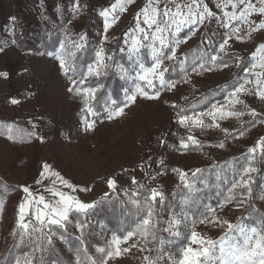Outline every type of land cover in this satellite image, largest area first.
<instances>
[{
	"label": "rangeland",
	"instance_id": "rangeland-1",
	"mask_svg": "<svg viewBox=\"0 0 264 264\" xmlns=\"http://www.w3.org/2000/svg\"><path fill=\"white\" fill-rule=\"evenodd\" d=\"M182 2L190 3L191 0H182ZM203 2L214 13L212 19H215L217 30L227 38L228 30L221 27L215 18L223 16L221 9L217 7L219 0H203ZM115 3L116 0H41L38 4H32L29 0H0V183L3 187L14 191L7 193L0 188V201L3 203L0 214L7 205L6 207L14 215L15 229L19 200L27 195L22 189L28 187L31 191V188L37 187L35 178L43 170L44 163L50 166L52 172L59 175L56 177L45 173V185L41 189L35 187L37 192L48 189L51 183L50 189L63 192L83 203L96 204L110 192L116 191L126 197L127 189L133 179L137 181L148 178L151 190L156 189L163 194L166 187L175 188L184 185L180 180L181 171L185 173V183L188 184V177L208 163L223 162L246 154L259 155L263 150L257 149L254 154L248 152L249 148L255 147L257 141L264 137V101L254 94H241L240 99L244 104L237 105L236 108L245 114L238 118L218 120L219 128L181 126L172 107L233 79L240 67L237 66L238 61L241 65L244 58H250L256 46L261 43L259 38L263 31L253 33L251 38L245 36L243 41H237L235 38L229 41L225 49L227 55L220 54L237 59L236 63L225 68L210 67V71L207 69L193 71L184 84L176 85L170 91L161 90L159 98L149 100L138 96L135 103L125 108L122 116L113 120H108L106 116L103 121H96L94 114L88 113V118L81 115L83 108L86 111L85 99L89 107L93 94L88 93L85 97L84 91L79 94L69 92V88L73 86L72 81L64 77L69 70L65 72L61 69L56 55L45 54L42 51L20 52L14 47L13 33L19 20L29 25L36 23L47 27L43 12L45 7L47 5L54 9L65 7L72 16L70 34L66 43L84 45L87 41L90 42L95 54L91 66L97 63L96 53L101 49L103 57L111 56L113 59L111 61L105 59V62L112 65L126 84L123 91L125 102V92L130 93L134 89L133 78L138 70L134 59L128 58V47L134 35L138 14L147 6L148 0H131L124 4L123 11L117 8L112 12V5ZM159 7L163 9L164 0ZM105 10L109 11L107 31H105L106 17L102 15ZM226 10L231 11V8ZM140 19L142 20V17ZM207 21L209 20L206 19L202 25L186 26L177 33V38L186 42H181L176 47V59L200 40L201 28ZM184 31L186 36L182 38L181 34ZM117 47L126 57V63L114 60ZM142 60L144 62V59ZM148 60L151 63L149 55ZM167 62L172 61L165 60V67ZM117 65L122 66L123 72L127 73L126 76ZM255 71L260 72L261 69ZM99 77L94 73H87L84 83ZM248 79L254 80L255 77L249 76ZM245 87L255 90L254 84H247ZM12 100H16L17 103L13 104ZM226 103L224 99L216 104ZM249 109L255 110L256 117H261V120H257L256 124L242 135H236L245 123L254 119L248 114ZM37 113L40 116L26 119V115ZM203 119L206 125L212 122L210 117L205 116ZM86 121L94 122L92 131H85ZM173 122L185 129L187 136L192 135L200 141L202 149L193 152L183 150L175 155L168 152L163 157L160 156L159 151L156 150L157 139L165 135L166 129ZM9 128L13 130L12 139L8 138ZM224 129H227L230 135L226 136ZM30 133L33 135H29ZM23 139H28V142L23 143ZM220 142L224 143L223 148L214 146ZM189 144L192 145L191 142ZM167 165L171 166L172 171L166 169ZM254 173L255 171L244 176V179L250 180L247 188L252 185ZM108 179L115 181L113 189H109ZM62 181H66L72 187L64 185ZM36 191L33 190L32 193ZM246 199L247 196L241 197L239 200L230 201L223 208L217 207L210 216L215 215L220 220L251 228L253 226L245 223L241 217ZM256 204L264 209V179ZM176 220L181 222L179 213L170 215L166 225L167 232L172 236H178L179 223H170ZM25 222L37 224L30 213H26ZM68 227L66 222L65 228ZM225 231L226 226H213L207 222L200 223L194 230L198 239L217 242V248ZM6 232L0 220L1 241L5 240ZM45 232H48L47 228ZM37 234L40 233L33 235ZM115 238L117 237H107L108 251L112 250L110 245H113ZM52 239L55 237L52 236ZM231 239H235V235ZM188 246L196 249L200 247L199 243L192 244L190 240L186 247ZM119 247L121 250L129 248L130 251L127 253L122 251L120 258L106 256L102 264H147L143 259L148 252L145 242L133 236L126 243L121 239ZM136 251L142 254H137ZM101 254L99 251L96 252L97 257ZM161 257L169 261V264H178L183 258L181 254L176 260L168 252H164ZM94 258L93 261L98 262Z\"/></svg>",
	"mask_w": 264,
	"mask_h": 264
},
{
	"label": "trees",
	"instance_id": "trees-1",
	"mask_svg": "<svg viewBox=\"0 0 264 264\" xmlns=\"http://www.w3.org/2000/svg\"><path fill=\"white\" fill-rule=\"evenodd\" d=\"M29 1L32 4H38L41 0ZM43 12L47 27H42L36 23L29 25L19 20L16 24V31L13 33L15 49L20 52L35 53L42 51L45 54L56 55L60 51L61 43H64L66 49L75 53L74 57L68 58L69 71L64 77L70 81L75 79L76 87L81 90L96 89L94 98L91 99L88 106L92 109L96 121L105 120L107 108L123 105V91L126 84L120 79L113 67L109 68L103 76L84 83V76L87 75L89 66L95 60L91 43L87 41L79 49L66 43L70 34L72 16L65 7L54 9L47 5ZM28 26H30L29 29H27ZM181 36L184 38L186 32L184 31ZM223 39H225L224 35L217 30L215 19L207 21L201 28L200 40L185 50L182 56L177 57L175 61L167 62L169 71L165 73V79L175 82V85H182L193 72V67L200 62H206L205 69L214 67L208 62V58L218 54V47ZM219 55L228 65L237 62L235 58L220 53ZM142 59L146 62V66H150L147 50H142ZM114 60L126 63V57L119 52L118 47L114 53ZM181 64H183V69ZM249 65V59L244 58L233 79L189 98L173 108L174 111L177 114L179 109L183 107L186 109L187 115H193L208 110L212 103L223 101L227 92L242 83L245 76L244 68ZM73 66L75 74L72 71ZM82 79L83 83H80ZM82 110L81 115L88 118V112L84 108ZM38 116H40L38 113L26 115V119ZM257 120H261V117L257 116L245 123L236 132V135L253 127ZM3 135H5L4 132ZM187 137V131L178 123H170L165 135L158 137L156 150L163 157L168 152L175 155L183 150L193 152L202 149V146L190 145L189 142L187 148H181L180 141L182 139L187 140ZM22 142H28V139H23ZM249 159H252L251 166L256 169L252 175L250 193L245 187L232 188L233 182L240 179L242 169L248 166ZM170 167L167 165L166 169H170ZM195 173L196 175L191 174L188 177L189 187L186 188L184 185L175 188L166 187L162 196L158 197L154 203L155 240L149 237L146 242L141 235H134L139 241L145 242L148 247L147 256L155 261V264H169V261L161 257L164 252L172 254L178 260L183 248L189 244L192 232L199 226L202 216L206 213L210 216L208 208L216 209L217 205L228 196L233 197L231 201L247 196L241 215L242 220L257 227L258 230L264 228V209L256 204L264 179V149L259 155L246 154L223 162L208 163ZM136 182V184L132 183L129 186L126 197L116 191L110 192L86 214L71 212L67 222L68 228L61 229L57 226H51L57 235H54L55 239H52V245L44 253L33 251L36 244L39 243L35 239L17 246L18 239L12 234L16 230L14 228V215L5 205L0 214V220L7 232L5 240H0V264H16L17 259L23 261L26 256H34L35 264H40L41 256H43V264H78V258L79 264H89L85 252L91 260L95 257L98 261L97 264L103 263V258L107 256L106 252L108 251L107 237L113 236L123 239L128 232L135 231L136 225L147 214L145 196L149 195L151 190L148 178ZM0 188L7 193L14 192L12 189L3 187L1 183ZM134 192H138L139 195L133 196ZM133 201H138L139 204H134ZM178 213L181 215V222L177 226L179 234L172 236L165 230L166 225L170 215H177ZM77 223L87 225L82 229L83 236H81V231L77 230ZM81 239L84 241L83 244L80 243ZM100 248L105 249V253L97 257L96 252ZM136 253L142 254L140 251H136Z\"/></svg>",
	"mask_w": 264,
	"mask_h": 264
},
{
	"label": "snow or ice",
	"instance_id": "snow-or-ice-1",
	"mask_svg": "<svg viewBox=\"0 0 264 264\" xmlns=\"http://www.w3.org/2000/svg\"><path fill=\"white\" fill-rule=\"evenodd\" d=\"M131 2V0H116V3L112 5V12H115L117 8L121 11L124 10V4ZM162 0H148V4L145 8L141 10L138 14L136 28L134 29V35L131 40L130 47H128V58L129 60L135 61V65L138 66L134 79V89L129 93L125 92V102L122 106H115L112 108H107V119L113 120L124 114L125 108L129 107L130 104L135 103L137 97H142L145 99H157L161 94V90L167 89L171 90L174 88L175 82L168 81L165 79V73L169 71L167 67L164 66L165 60L174 61L176 59V47L181 42L177 38V33H179L184 27L190 25H202L204 21L211 20L214 18V13L209 9L207 4H204L203 0H191L190 3H184L182 0H164V7L161 10L159 7ZM78 7V5H77ZM217 7L221 9L223 16L215 17L220 23L221 27L228 30L227 38L223 39L222 43L219 45L218 54L212 55L208 58V62L214 66L225 68L228 67L227 62L223 61V57L219 53H224L227 55L225 49L228 46L229 41L235 38L237 41H243L245 36L248 38L252 37L253 33L264 31V0H256L253 3L252 0H219ZM231 8V11L226 9ZM102 15L106 17L105 31L109 27V22L107 17L109 16V11L105 10ZM142 17V20L140 19ZM255 17V18H252ZM114 18V17H113ZM244 33L243 35L241 33ZM194 34V31L193 33ZM106 39V38H105ZM83 40V37H81ZM73 47L76 49L82 48L83 45L79 43H74ZM142 50H147L150 57V66H146L142 60ZM102 49L96 53L97 63L94 66H89L88 74H95L99 77L108 68L112 67L111 64L105 62V59L111 61L113 58L111 56L103 57ZM123 51V50H122ZM75 56V53L70 49L65 48V44L61 43L60 51L56 54V59L59 61L62 70L67 72L68 58ZM219 61V63H217ZM250 65L244 68L245 77L243 83H239L238 86L233 87V89L227 92L225 96L226 104H216L212 103L208 111H201L194 113L193 115H187L186 109L181 107L177 112L178 123L181 126L195 127L199 126L201 128L216 127L219 128L220 125L217 123L218 120H224L229 117H240L245 113L236 108L237 105L244 104V101L240 99L241 94H254L258 99L264 101V42L259 43L255 50L251 53ZM207 66L206 62H200L198 65L193 67V71H199L205 69ZM239 67V61L237 63ZM122 72L123 68L120 65ZM183 69V64H181ZM256 69H261L260 72H256ZM207 70H211L208 68ZM75 74V68H72ZM126 76L127 73L123 72ZM7 75L6 73L4 74ZM249 76H254L255 79H248ZM87 75L84 76V79ZM83 83V79L80 81ZM254 84L255 90L246 88L245 85ZM72 87L69 88V92L84 91L85 97L88 93H92L94 98L95 88L81 90L76 87V80H72ZM13 104L17 103L16 100L11 101ZM115 103V102H113ZM86 111L89 114L92 113V109L87 107V99H85ZM173 108L176 105H172ZM247 107V105H245ZM248 114L252 117H256L257 113L255 110L249 109ZM210 117L211 123H205L203 117ZM85 131H92L94 127V122L86 121ZM226 136L230 135L227 129H224ZM11 128L8 129V138L12 139ZM243 133H241L242 135ZM29 135H33L30 133ZM188 142L192 145L202 146L200 141H198L194 136L189 135L187 140H181V148H187ZM215 147L223 148L225 145L223 142L214 145ZM257 149H264V137H261L257 141L255 147L248 149L250 154H254ZM252 159H249L248 166L242 169L240 179L234 181L232 188L245 187L247 188L250 180L244 179V176L250 172H254L256 169L251 166ZM42 171L40 172V179L36 181L40 184L45 177V173H50L53 176L58 177V173L52 172L50 166L47 163L42 165ZM199 171V170H197ZM180 180L184 183L187 188L189 185L185 183V173L180 172ZM196 175V173H193ZM62 183L68 187L66 181ZM133 184H136V180L133 179ZM107 185L109 189L115 187V181L112 179L107 180ZM87 191L88 189H84ZM22 191L26 193V197L18 206V214L16 220V230L13 231V236L18 239V245H23L26 242H31L33 239L38 240L39 243L36 244L34 248L35 251L44 253L52 245V236L57 235V232L51 226H57L61 229L66 227V222L69 221L70 212L75 211L76 213L86 214L89 209L95 207V203H83L76 200L74 197L68 196L63 192H59L53 189H48L51 195L54 197L52 201H47L44 196L34 197L32 192L28 187H23ZM231 192V189L229 190ZM248 192L251 189L248 188ZM139 195L138 192H134L133 196ZM158 196H162L161 193L156 189L150 190V194L145 196L146 204V216L143 217L140 222L136 225L135 231H130L126 236L123 237V241L126 243L131 237L136 234L141 235L147 242L148 238L151 237L155 240V225L153 224V214H154V203ZM32 197V199H29ZM233 199L232 196L225 197L217 207L223 208L224 205L229 203ZM134 204H139L138 201H133ZM242 203V201H241ZM3 203L0 201V208H2ZM26 207L29 209V213L32 215L33 219L37 224H31V222H25ZM215 209L209 207L208 213H214ZM207 222L213 226L219 225L221 227L226 226V231L224 236L219 242L217 248V242L212 240H206L204 238L197 237L196 232H192L190 237V243H199V249L193 248L191 246L185 247L182 250V259L178 264H264V229L258 230L257 227L253 226L251 228L242 227L239 223L232 224L227 220H220L218 216H209L207 213L202 216L200 223L204 224ZM170 223L178 224L179 221H171ZM87 225L84 223H77V230L81 231V236H83L82 229ZM45 228L48 232H45ZM31 229V230H30ZM167 231V229H165ZM34 233H40L39 236L34 237ZM48 233H51L50 235ZM178 235V233H177ZM235 235V239L231 237ZM81 244L84 241L81 239ZM121 243L120 238H115L113 245H110L112 250L106 252L108 257L115 256L120 258L122 251L127 253L130 251L129 248L120 249L119 245ZM135 247V245H133ZM97 251L105 253V249L100 248ZM85 256L89 264H97L96 261L91 260L90 257ZM79 257V251H78ZM147 264H155V261L151 260L150 257L145 256L143 258ZM16 264H35V257L28 258L27 256L21 261L16 260ZM40 264H43V256H41ZM79 264V258H78ZM102 264V262H101Z\"/></svg>",
	"mask_w": 264,
	"mask_h": 264
},
{
	"label": "crops",
	"instance_id": "crops-1",
	"mask_svg": "<svg viewBox=\"0 0 264 264\" xmlns=\"http://www.w3.org/2000/svg\"><path fill=\"white\" fill-rule=\"evenodd\" d=\"M254 3H256V0H252ZM259 40L261 41V43L262 42H264V31L263 32H261L260 33V38H259ZM225 56V55H224ZM38 179H40V174L38 175V176H36V178H35V183H36V181L38 180ZM37 184V183H36ZM43 185H45V180H44V178H43V180H42V182L40 183V184H37V187L39 188V189H41V187L43 186ZM49 186H51V183H50V185H48V189H50L49 188ZM36 187V186H35ZM35 187H33V188H31V192H33V190L34 191H36L34 188ZM36 187V188H37ZM38 189V190H39ZM48 189H46V190H42V191H40V192H35V193H32L33 194V196L34 197H39V196H44L45 197V199L47 200V201H52L53 199H54V197L51 195V193L48 191ZM26 197V195H24L22 198H20V200H19V203H21V201L22 200H24V198ZM29 199H32V197H29ZM26 213H29V209L26 207Z\"/></svg>",
	"mask_w": 264,
	"mask_h": 264
}]
</instances>
